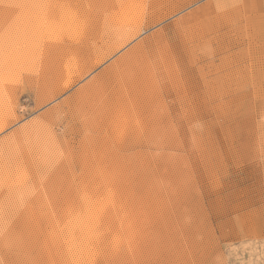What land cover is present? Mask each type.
<instances>
[{
  "label": "rangeland",
  "instance_id": "374dc122",
  "mask_svg": "<svg viewBox=\"0 0 264 264\" xmlns=\"http://www.w3.org/2000/svg\"><path fill=\"white\" fill-rule=\"evenodd\" d=\"M54 44L110 56L41 100ZM0 82V264H264V0H0Z\"/></svg>",
  "mask_w": 264,
  "mask_h": 264
},
{
  "label": "bare ground",
  "instance_id": "6f19581e",
  "mask_svg": "<svg viewBox=\"0 0 264 264\" xmlns=\"http://www.w3.org/2000/svg\"><path fill=\"white\" fill-rule=\"evenodd\" d=\"M118 10H120V9H118ZM75 14H76V16H78V12H75ZM84 17H86V16H84ZM86 19H88V17ZM82 23H83V21H82ZM77 26H75V27H77ZM120 33H121L122 37H126L125 39L128 38L129 34L124 32V30L120 31ZM125 39L123 38V40L121 41L120 45H117V49L122 48V46H123L122 44L124 43L123 41ZM31 45H32V42L29 45V47H31V48L28 47L29 49H25L19 56L17 55V56L12 57V61H13L14 58L20 57V59L22 61L27 60L30 63L32 61L34 63V59H35L36 55L35 54L33 55L31 53L34 51L36 45L35 44H33L32 46ZM82 49H84V48H80L79 49L78 47H76L75 44H73V46H69V45L68 46H63V45H60V44H54V45H51V46L48 47V50H46L47 52L43 56L44 59L39 60V61H41L40 69L42 70V71L40 70L41 71V73H40L41 75L39 76V78H41V80L43 81V83L41 81L42 86H40V87L41 88L42 87H47V89H45V88L43 89L42 88V90L40 92H39L40 87L38 89V94L40 95L41 100L54 99L60 93L69 90L71 87H73L75 84H77L80 80H82L88 74H90L94 70V68H97L98 65L102 64L106 60V58H108L110 56V55H107V56H104L102 58H99V60L97 62H91V61H89L87 59V58H89V55H87V52L85 54ZM131 57H133V55H126L124 58H122L118 62H116V64L112 67L113 69L110 70L111 72L109 71V73L107 72L105 75L94 79L88 86H86V88L83 91H81L77 95V98H76V100H74L75 102L73 103L74 106L79 108V107H83L85 104L87 106V104L88 103L90 104V102L91 103L94 102V104H96V102H98L97 104L101 103V105L98 106L99 109H96L97 111L95 110V113H93V114L91 113V114H92V117H94V118H102V117H107L109 115V111H110L111 108L108 109L107 106H106L109 103L115 109L114 114H116V115H114V117L115 118L118 117V119H119V116H121V114L123 113L121 111L126 109V107H128L127 103H129V101H130V100H127V98H126L127 96L124 94L125 92L116 90V91L112 92L110 95L107 94L109 96V98H110V99L107 98V102H108L107 103L106 101L104 102V100L102 98L103 94L101 92H97L96 93V91L97 90L99 91V89L101 91L102 87H118V85L121 84L119 82V75H121L122 73H124L125 75L127 73H129V72H127V69L129 67V63H131L133 60L132 61H128V60ZM5 61H7V60L5 59ZM14 61H16V60H14ZM17 61H18V59H17ZM36 61H38V60H36ZM3 66H5V65H3ZM34 66H35V64H34ZM8 76L10 78V74L7 75L6 80H7ZM4 77L5 76L2 75L1 79L4 80L5 79ZM12 78H13V76H12ZM3 80H2V82H3ZM11 82L13 83L12 80H11ZM128 82H129V80H128ZM141 82L142 81H140V80L138 81L139 85L141 84ZM5 83H4V85H5ZM1 86H2V84H1ZM130 86L131 87H135V83H134L133 80H130ZM2 87H5V86H2ZM8 90H10V89H8ZM2 91H0V95H1ZM4 93L5 92H3V94ZM9 95H10V93H9ZM93 95L95 96V99H93ZM10 96L7 97V98L4 97L5 99H3V100H1L2 98L0 99V111H2V112H0V132H2L7 127L8 121L13 116V107H12V104H13L12 100L13 99ZM105 100H106V98H105ZM131 100H133V99H131ZM88 107H90V106H88ZM76 110H78V109L76 108ZM81 110H82V108H81ZM111 111L113 113V110H111ZM82 112L84 113L85 111H82ZM78 113H81V112H78ZM83 113H81V114L83 115ZM124 114H125V112H124ZM83 116H85V115H83ZM111 116H112V114H111ZM0 172H1L0 175H3V176L6 175L7 176L9 171L4 168ZM9 175H10V172H9ZM9 178H11V177H9Z\"/></svg>",
  "mask_w": 264,
  "mask_h": 264
}]
</instances>
